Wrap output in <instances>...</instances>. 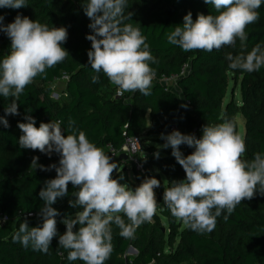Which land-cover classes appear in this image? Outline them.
Masks as SVG:
<instances>
[{
  "label": "trees",
  "instance_id": "trees-1",
  "mask_svg": "<svg viewBox=\"0 0 264 264\" xmlns=\"http://www.w3.org/2000/svg\"><path fill=\"white\" fill-rule=\"evenodd\" d=\"M26 2L27 6L19 9L0 8L3 22H11L19 13L49 27L65 26L67 39L61 47L69 55L25 86L17 99L19 115L8 114L5 118L9 126L0 125V213L7 216L0 226V264H83L80 260L68 261L67 250L58 245L56 237L51 240L47 253L24 248L11 239L23 220H27L29 227L39 223L37 212L43 202L37 193L45 179L55 176L54 170L34 169L30 165L32 157L36 156L37 163L45 166L58 161L56 154L46 156L38 150L21 149L17 145L21 134L17 122H24L26 111L35 118L36 127L40 122L60 120L61 128L67 131L71 118L75 122L73 127L83 131L90 142L108 155L109 147L118 149L129 136L149 137L176 129L199 138L203 125H215L224 118L232 119L237 131L235 117L239 114L243 117L245 144L241 159L251 160L255 153L264 152V67L251 73L228 68L225 55L239 52V40L235 45L210 52H185L166 41V34L183 23L182 17L187 12L190 11L195 20L198 12L215 14L211 5H205L203 0H128L126 11L132 16L125 23L139 27L145 36L155 58V63H150L154 76L150 95L136 91L116 96V86L103 72L94 73L87 65L86 50L90 48V41L85 35L90 33L87 27L90 20L80 7L82 0ZM257 12L258 19L244 29L245 51L257 43L264 46V4ZM9 43L0 33V57L7 53ZM93 75L98 76L95 83L91 80ZM63 76L62 92L58 98H52L50 84ZM172 76H178L175 84L186 107H182L177 94L163 80ZM230 80L233 89L227 96ZM236 87L238 100L234 95ZM10 100L11 97L0 98V116L4 115V107ZM178 147L183 155L192 151L183 144ZM159 153V158L152 154L138 157L143 172L136 170L127 159L115 161L117 170L114 169L110 177L122 176L123 180L118 183L134 188L145 176H153L160 181V187L153 189L158 203L156 213L151 222L135 229L133 238L121 237L119 229L112 225V252L104 264H264V195L242 199L227 220L223 219L222 211L211 232L198 234L174 218L163 204L164 188L173 180H182L185 173L170 154V148ZM67 190L69 195L51 205L60 213L56 217L58 235L65 231L61 217L74 215L79 210L68 204L69 199H74L71 195L75 191L70 182ZM77 227L74 225L73 230ZM128 247L134 248L133 255L126 254Z\"/></svg>",
  "mask_w": 264,
  "mask_h": 264
},
{
  "label": "clouds",
  "instance_id": "clouds-1",
  "mask_svg": "<svg viewBox=\"0 0 264 264\" xmlns=\"http://www.w3.org/2000/svg\"><path fill=\"white\" fill-rule=\"evenodd\" d=\"M203 3L211 5L215 14L198 12L193 20L192 13L187 12L182 17L183 23L166 34L167 43L185 52H210L235 45L239 40V52L225 55L228 68L251 73L264 67V46L257 43L245 51L244 31L246 25L258 19L257 9L264 0H203ZM25 6L26 0H0V8ZM80 7L90 20L87 24L90 33L85 35L90 41L87 65L94 73L103 72L118 93L139 91L144 96L150 95L154 76L150 63H155V58L140 28L125 23L132 16L126 11L128 0H82ZM3 21L4 16L0 15V33L10 43L7 53L0 57V98L11 100L0 116V125L7 128L5 117L19 115L17 99L25 86L69 54L61 47L67 39L65 26L49 27L19 13L11 22ZM91 80L97 82L98 76L93 75ZM23 121L17 122L21 133L17 139L19 148L38 150L46 156L56 154L58 161L45 166L37 163L36 156L32 157L30 165L34 169L54 170L55 176L45 179L37 193L43 202L37 212L39 223L29 227L27 220H23L12 234V241L47 253L56 237L58 245L67 250L68 261L104 264L112 252V225L119 229L121 237L130 239L138 226L151 222L158 204L153 189L160 187V181L145 176L134 188L118 183L122 176L110 177L117 170L115 161L110 162L108 154L90 142L83 131L74 128L71 118L67 131L61 128L60 120L34 126L35 118L27 111ZM159 138L163 143L158 149L170 148V154L185 173L182 180H173L164 188L162 201L170 214L189 230L198 234L211 232L222 211L223 219L227 220L242 199L264 195V152L255 153L251 160L241 159L245 144L232 119L203 125L199 138L176 129L160 133ZM181 144L191 148V153L183 155L178 147ZM159 155V151L153 153L154 158ZM68 182L75 189L71 195L74 199H69L68 204L79 210L61 217L65 231L58 235L56 217L60 213L51 205L69 195ZM6 220L0 218V223ZM74 225L78 226L75 231Z\"/></svg>",
  "mask_w": 264,
  "mask_h": 264
},
{
  "label": "rangeland",
  "instance_id": "rangeland-1",
  "mask_svg": "<svg viewBox=\"0 0 264 264\" xmlns=\"http://www.w3.org/2000/svg\"><path fill=\"white\" fill-rule=\"evenodd\" d=\"M64 80H65L64 78H60V79H57L53 83L50 84L51 89H52V93H51V97L52 98H58L59 97V95L62 92L63 86H64ZM165 83L169 86V88L171 90H173L177 94V96H178V98L180 100V103L184 105V101H183V98L181 96V93L178 90V88L176 87V84L174 83V81L173 80H167V81H165ZM232 89H233V83L230 80L228 82L227 96H229V92ZM234 95H235L236 100H238L239 93H238V88L237 87L234 90ZM225 100H227V97H226ZM235 120H236V124H237V132L242 136L243 135V131H244L243 117L238 114V115H236ZM162 143H163V141L159 138V135H151L149 137L144 135V137L142 139V147L143 148H142V151H140V153L138 154V157L139 156L146 157V156H148L150 154L153 155L154 152L162 150L163 148H159L158 149V147H159L158 145H160ZM149 149H152L151 152H148ZM165 150H167V149H165ZM127 167H128V170H129L128 173H129L131 179H133L132 178L133 175L130 172V166L128 165ZM126 254L127 255H133L134 252L129 249L126 252Z\"/></svg>",
  "mask_w": 264,
  "mask_h": 264
},
{
  "label": "built area",
  "instance_id": "built-area-1",
  "mask_svg": "<svg viewBox=\"0 0 264 264\" xmlns=\"http://www.w3.org/2000/svg\"><path fill=\"white\" fill-rule=\"evenodd\" d=\"M183 71H184V68L182 69V72ZM177 77L178 76H172L168 79L164 78L163 80L164 81L173 80L175 83V80L177 79ZM62 78L65 79V76H63ZM115 95L121 96L122 93H118L116 89ZM142 137L143 136L141 135L129 136L125 138L124 142L118 149L109 147L108 149H109L110 161L112 162V161L119 160V154L125 153L127 156L124 160L127 159L131 161L134 164L136 170L143 172L142 165L140 164L139 159H138V154L140 153V151H142V148H143L142 147ZM27 215L30 216L31 213H27ZM3 217L7 218L5 214L0 213V218H3ZM4 223L5 222L0 223V226L3 225ZM256 264H259V263H256Z\"/></svg>",
  "mask_w": 264,
  "mask_h": 264
},
{
  "label": "water",
  "instance_id": "water-1",
  "mask_svg": "<svg viewBox=\"0 0 264 264\" xmlns=\"http://www.w3.org/2000/svg\"><path fill=\"white\" fill-rule=\"evenodd\" d=\"M126 156H127V155H126L125 153H120V154H119V159H125ZM129 249L132 250L133 252H135V250H134L133 247H128L127 251H128Z\"/></svg>",
  "mask_w": 264,
  "mask_h": 264
}]
</instances>
